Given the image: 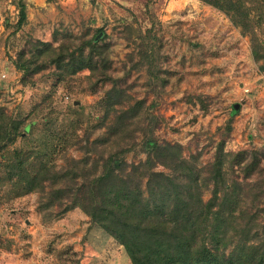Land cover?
Here are the masks:
<instances>
[{
	"label": "rangeland",
	"instance_id": "1",
	"mask_svg": "<svg viewBox=\"0 0 264 264\" xmlns=\"http://www.w3.org/2000/svg\"><path fill=\"white\" fill-rule=\"evenodd\" d=\"M241 1L258 59L203 0H0V264H131L91 215L94 181L114 169L111 184L167 205L149 175L185 181L176 158L196 165L204 201L236 200L238 237L264 238V0ZM220 147L255 171L226 157L214 187Z\"/></svg>",
	"mask_w": 264,
	"mask_h": 264
},
{
	"label": "trees",
	"instance_id": "2",
	"mask_svg": "<svg viewBox=\"0 0 264 264\" xmlns=\"http://www.w3.org/2000/svg\"><path fill=\"white\" fill-rule=\"evenodd\" d=\"M203 1L224 10L243 33L249 34L252 56L258 59L253 20L243 2ZM23 18L21 7L19 20ZM82 57L81 68L96 67L91 55ZM261 68L264 69V66ZM173 150L174 147L167 143H155L153 147L158 158L162 151L171 158ZM243 154L225 153L223 147L215 150L210 168L214 187L223 180L226 157H232L231 161L247 167L249 173L255 171L257 159L241 163L245 160ZM172 160L173 166L182 169L179 173L186 178L185 181L176 173L174 178L161 172L149 175L152 183L158 185V190L171 200L167 205L156 203L155 199H145L132 189L127 192L125 186L111 184L117 179L114 169L105 171L94 181L97 190L93 192H98V201L94 204L95 213L91 215L125 248L131 264H264V238L254 237L252 241H245L238 237L244 229L238 222L236 200L227 198L228 193L215 190L204 201L201 191L197 190L199 170L196 165L186 159ZM168 184L172 189L167 187ZM225 203H228L227 206ZM234 242L235 247L227 249Z\"/></svg>",
	"mask_w": 264,
	"mask_h": 264
}]
</instances>
